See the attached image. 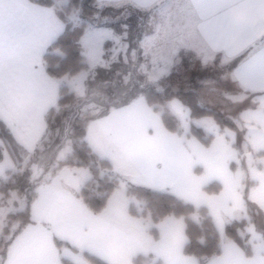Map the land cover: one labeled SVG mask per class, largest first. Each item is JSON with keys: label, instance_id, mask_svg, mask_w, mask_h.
I'll list each match as a JSON object with an SVG mask.
<instances>
[{"label": "snow or ice", "instance_id": "snow-or-ice-1", "mask_svg": "<svg viewBox=\"0 0 264 264\" xmlns=\"http://www.w3.org/2000/svg\"><path fill=\"white\" fill-rule=\"evenodd\" d=\"M83 17L0 0V264H264V0H92ZM69 31L75 61L62 44L46 61ZM185 60L227 125L166 94ZM202 215L207 254L188 247Z\"/></svg>", "mask_w": 264, "mask_h": 264}, {"label": "trees", "instance_id": "trees-1", "mask_svg": "<svg viewBox=\"0 0 264 264\" xmlns=\"http://www.w3.org/2000/svg\"><path fill=\"white\" fill-rule=\"evenodd\" d=\"M74 2L80 9L83 10V13H84L83 18H84L85 22H87L88 17L92 13V0H74ZM78 35H79L78 32L72 33L71 31H69V33L64 37V39L62 41H59V42L53 41V43L48 47L46 53L44 54V59L46 61H49L50 63L54 62L57 59V57L55 55V48L58 46V44H62L68 53L67 59L64 61L66 64L65 67L70 66V64H72L75 61V59L77 58V50H76L75 40H76V37ZM175 73L170 74V76L165 80V82L166 81L167 82L178 81L176 77H174V79L171 78ZM197 75L199 78L196 77V74H194V76H192L193 77L192 82L195 83L194 85H191V84H193L192 82L186 83L187 85H189V84L190 85H189V88L184 87V90H182L181 88H179V90H172L169 88H165L166 94L179 97L188 106H190V108L193 110V112L196 113L197 115H200L203 117H212L216 120L223 121L225 123V125H227L228 121L222 115L220 110L216 107H210V106L206 105L205 103H203V101L201 100V98L199 97L198 92H197L198 90H200L201 84L199 83V85H197L196 82L198 80L201 81V80L205 79L206 77H209L210 73H208V71L200 70L197 73ZM169 78H171V79H169ZM151 87L152 86L149 85V87L146 90H150ZM58 120H59V118H57V122H58ZM54 146L55 145H53V147ZM138 195H140L143 198L148 199L153 204L160 205L163 207L168 206L167 198L160 195V194L153 193V192L148 191V190H142L138 193ZM175 211L179 214H184L187 211V209L181 204H176L175 205ZM186 224H187V232H188L189 241H190V244L188 245L189 251L201 252L202 254H207V251L211 247V242L214 240L213 224H212L211 219L209 217L202 215L200 223L193 222L192 220L189 219L186 221ZM199 238H203L206 241H208L209 242L208 245L206 246V245L199 244L198 243Z\"/></svg>", "mask_w": 264, "mask_h": 264}, {"label": "rangeland", "instance_id": "rangeland-1", "mask_svg": "<svg viewBox=\"0 0 264 264\" xmlns=\"http://www.w3.org/2000/svg\"><path fill=\"white\" fill-rule=\"evenodd\" d=\"M120 23H124V21H118L117 23L111 25L112 27H119V24ZM179 70H177V72L171 77L174 79V77L177 78L178 81H169V82H165V88H169V89H172V90H179V88H181L182 90H184V87L186 88H189V85H187L186 83H190L192 82V76H194V74H196V77H198L197 73L200 71V70H203V71H208V70H204V69H201L199 67H196L190 63H188V61L186 60L182 65H179ZM178 73V74H177ZM208 73H210V76L212 75V73L210 71H208ZM170 76V75H169ZM168 76V77H169ZM169 78V79H171ZM199 78V77H198ZM193 84L191 85H194L195 83L192 82ZM197 85H199L200 83V80H198L197 82ZM150 85V84H149ZM149 85H146V89L149 87ZM186 90V89H185ZM201 94H203V102L209 106H214V103L213 102H216V101H209L206 96H207V92H200ZM219 95V94H218ZM221 96V95H220ZM217 102H220L221 103V106H222V115L225 117L226 116V109L228 107V103L227 101L221 96V98H217L216 99Z\"/></svg>", "mask_w": 264, "mask_h": 264}, {"label": "crops", "instance_id": "crops-1", "mask_svg": "<svg viewBox=\"0 0 264 264\" xmlns=\"http://www.w3.org/2000/svg\"><path fill=\"white\" fill-rule=\"evenodd\" d=\"M51 45V44H50ZM49 45V46H50ZM48 46V47H49ZM48 49V48H47ZM47 49H46V51H47ZM46 51H45V53H46ZM44 53V54H45ZM186 61V60H185ZM189 63V62H188ZM182 65V64H181ZM179 66H177V67H175V68H173L172 70H171V73L170 74H172V73H175L177 70H179V68H178ZM196 67H199V66H196ZM200 68V67H199ZM168 78V77H167ZM166 78V79H167ZM178 90V89H177ZM198 92V95H199V97L201 98V100L203 101V94H201L200 93V90H198L197 91ZM207 94V96H206V98L209 100V99H211V100H209V101H211V102H213V101H216V102H213L214 103V106H210V107H216V108H218L219 110H220V112H222V106H221V103L220 102H217V98H221V96L220 95H218L217 93H213V92H207L206 93ZM204 103V102H203ZM207 105V104H206ZM209 106V105H208ZM152 258H153V254H149L147 257H141V259L142 260H144L145 262H146V264H147V262H150L151 260H152ZM158 264H162V262H158Z\"/></svg>", "mask_w": 264, "mask_h": 264}]
</instances>
